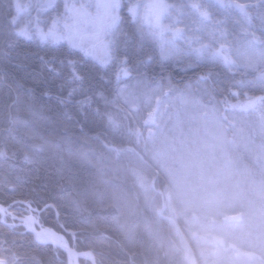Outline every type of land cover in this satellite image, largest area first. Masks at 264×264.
Listing matches in <instances>:
<instances>
[{"label":"rangeland","instance_id":"374dc122","mask_svg":"<svg viewBox=\"0 0 264 264\" xmlns=\"http://www.w3.org/2000/svg\"><path fill=\"white\" fill-rule=\"evenodd\" d=\"M72 2L17 0L14 19L21 24L20 31L25 30L37 39V30H47L54 21L73 23ZM238 2L258 3V0ZM76 3L87 4L88 0ZM89 12L91 20L96 9L89 8ZM217 12L224 15L220 16L222 19L226 15L214 10L215 19L219 17ZM229 15L235 18L236 12L230 11L227 18ZM243 25L248 27L246 22ZM256 25L258 29L253 30L259 35L261 22ZM123 26H128L126 17ZM217 27L212 25L209 31ZM230 30L228 40L235 55V49L245 43V38L240 33L234 39V31ZM215 68L224 70L222 66ZM239 69H264V52L253 53L248 61L238 58L237 65L227 71ZM261 74L252 77L246 74L236 82L230 81V87L237 91L248 88L261 91L236 102L231 101V95L237 92L228 90L220 76L207 84H197L194 75L179 82L172 73L156 69L144 73L143 83L132 76L127 79L131 81L119 84L114 95L99 94L96 98L108 112L107 124L114 130L118 144L108 136L86 134L81 121L72 118L67 109L63 111L65 120L73 119L77 132L85 134L83 139L70 138L67 146L76 147L84 160L98 167L104 184H114L124 222L129 220V224L140 218L152 237L156 231L161 238L168 236L173 252H163L165 264H172L170 256L175 254V264H264V102L249 112L243 110L246 103L264 95ZM143 201L148 203V212L143 209ZM76 211L84 218L91 214L88 208ZM50 213L48 209L42 213L44 225L81 250L78 244H86L81 240L78 243V236L73 244L72 235L65 234ZM168 218L177 222L192 251ZM46 220L51 226L45 224ZM5 222L10 230L24 231L10 218ZM89 238L92 246L103 245L95 237ZM93 249L90 246L85 251H92L97 258ZM53 250L50 251L57 263L67 264L66 258L62 260L64 252Z\"/></svg>","mask_w":264,"mask_h":264},{"label":"trees","instance_id":"16d2710c","mask_svg":"<svg viewBox=\"0 0 264 264\" xmlns=\"http://www.w3.org/2000/svg\"><path fill=\"white\" fill-rule=\"evenodd\" d=\"M16 2L0 0V203L7 205L14 200H26L39 208L53 205L59 213L58 224L77 232V242L81 240L86 244H78L81 250L94 248L100 256L97 255L99 264H165L163 252H173L168 236L161 238L160 232L156 231V236L152 237L140 218L125 223L119 213L121 204L116 200L119 196L114 184H104L98 167L84 160L76 147L67 146V140L83 139L85 134L77 132L73 119L65 120V109L72 118L81 121L86 134L108 136L118 144L114 130L107 124L108 112L96 98L99 94L114 95L119 84L131 80L119 84L114 80L107 81V78L99 81L88 75L83 61L75 69L67 63L63 55L68 51L66 45L41 44L38 39L29 40L18 35L22 26L14 19ZM217 15V20L224 16L220 12ZM252 17L256 19L252 23L253 29H258L256 24L261 20L256 10ZM227 20L228 25L223 27L234 31L233 38L240 33L242 36L243 19L236 13L235 18L229 15ZM72 55L80 58L78 52ZM134 62L143 73L149 69L166 71L179 82L194 75L174 63L173 66L170 63L144 67L135 57ZM91 65L89 61L87 67L91 68ZM74 70L84 75L82 81L73 80ZM214 70L227 89L237 92L231 95L233 102L261 92L249 88L237 91L230 87V81L236 82L246 74L257 76L264 73V69ZM142 203L144 211L148 212V203ZM80 207L88 208L91 214L81 217L76 211ZM48 210L51 211L50 218L55 219L53 209ZM45 224L51 226L48 220ZM91 236L103 245L92 246ZM51 249V246L34 242L31 235L23 234L19 229H8L0 216V259L7 264H58ZM170 257V262L175 264L177 255Z\"/></svg>","mask_w":264,"mask_h":264},{"label":"snow or ice","instance_id":"6c2138e0","mask_svg":"<svg viewBox=\"0 0 264 264\" xmlns=\"http://www.w3.org/2000/svg\"><path fill=\"white\" fill-rule=\"evenodd\" d=\"M65 7H69L67 2ZM89 8L96 9L91 20ZM71 9L73 23L54 21L47 30L38 29L36 37L41 44L66 45L67 63L75 69L83 61L88 75L99 81L107 78L119 84L137 73L138 82H145L135 57L144 67L180 64L183 71L193 72L197 84H207L219 79L216 66L231 70L238 58L248 61L253 53L264 52V0H88L87 4L73 0ZM214 10L223 11L225 17L215 19ZM253 10L261 20L259 35L251 28ZM230 11L248 25L243 29L245 43L235 49V55L223 27ZM125 17L127 27L123 26ZM214 24L219 27L210 32ZM17 34L32 39L25 30ZM74 52L80 54L79 59ZM72 78L82 81L84 75L74 70Z\"/></svg>","mask_w":264,"mask_h":264},{"label":"bare ground","instance_id":"6f19581e","mask_svg":"<svg viewBox=\"0 0 264 264\" xmlns=\"http://www.w3.org/2000/svg\"><path fill=\"white\" fill-rule=\"evenodd\" d=\"M258 101H259V99L257 98V99L254 100V101H250V102H248V103L243 107L244 110L246 111V110H249V109L254 108V107L257 105ZM168 220H169L170 222L172 221L171 218H168ZM172 222H173V221H172ZM32 224H33L32 221L27 220V222L25 223V226L27 227V229H28L29 231L34 232L35 237L37 238L38 241L43 242L44 239H43V237H42V233H41L38 229L34 228ZM44 236H45L48 240H50V241H54V242H63V241H65L64 238H63V236H61L60 234L56 233L55 231H52L51 229H46V232H45ZM80 257L85 258V259H89V258H90V255H89V254H81Z\"/></svg>","mask_w":264,"mask_h":264},{"label":"water","instance_id":"95a60500","mask_svg":"<svg viewBox=\"0 0 264 264\" xmlns=\"http://www.w3.org/2000/svg\"><path fill=\"white\" fill-rule=\"evenodd\" d=\"M8 210H9V206H3L2 204H0V214L2 216H5V214L8 213ZM38 227L41 228V226L39 224H38ZM47 243L53 245L54 247L62 248L63 250L69 249V247L66 246L63 243H55V242H52V241H48ZM69 250L72 252L71 256H72V259H73V264H77L78 257H79L78 252H76L74 249H69ZM0 262H2V261L0 260Z\"/></svg>","mask_w":264,"mask_h":264}]
</instances>
